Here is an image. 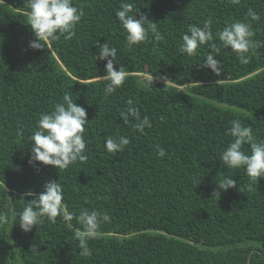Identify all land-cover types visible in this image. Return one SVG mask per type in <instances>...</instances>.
Returning a JSON list of instances; mask_svg holds the SVG:
<instances>
[{"label": "trees", "instance_id": "1", "mask_svg": "<svg viewBox=\"0 0 264 264\" xmlns=\"http://www.w3.org/2000/svg\"><path fill=\"white\" fill-rule=\"evenodd\" d=\"M72 3L84 13L75 35L32 49L26 3L0 0V264H264V178L256 182L219 159L233 140L232 120L264 141V0ZM125 3L135 4L137 18L158 24L159 40L149 32L144 42L127 46L115 16ZM209 18L213 41L194 56L180 54L188 27ZM234 22L250 23L259 45L244 54L246 64L216 36ZM105 41L117 48L114 68L128 73L110 95L101 78L106 61L93 57ZM209 54L221 62L218 76L202 67ZM150 74L153 83L145 87ZM66 93L87 113L86 160L63 170L29 164L36 121ZM128 100L150 120L142 133L133 118L126 124L120 116ZM119 136L130 143L107 152L105 141ZM242 151L251 154L248 144ZM224 176L236 186L220 190ZM53 180L70 212L110 216L87 240L88 256L79 254L75 219L44 218L29 232L19 227L16 214L34 198L24 193L38 195Z\"/></svg>", "mask_w": 264, "mask_h": 264}, {"label": "clouds", "instance_id": "2", "mask_svg": "<svg viewBox=\"0 0 264 264\" xmlns=\"http://www.w3.org/2000/svg\"><path fill=\"white\" fill-rule=\"evenodd\" d=\"M28 9V25L34 33L35 39L29 42L32 49L45 48V44L57 41L61 36L70 40L75 35L76 25L81 21L84 13L73 5L72 0H24ZM231 3H239V0H231ZM139 9L134 3H125L115 11V16L121 23L126 44L129 48L148 39L149 32L156 39H160L158 24L151 22L144 15L137 18ZM252 20L258 16L249 13ZM222 46L230 48L237 53L241 63H248L244 55L250 48L257 47L258 42L253 41V31L250 23L234 22L225 26L222 31L216 33ZM212 20L206 19L202 25H190L185 34L178 52L188 56L197 54V49L206 43L213 41ZM218 50V49H217ZM94 60L106 61V75L101 77L106 81L105 93L110 95L116 91L126 80L128 73L123 68H114L117 58V48L111 47L105 41L98 45V55ZM202 67L209 68L216 76L220 74L221 62L213 55H207ZM153 76L150 74L145 87L151 86ZM62 103H56L51 112L40 114L36 121L35 131L29 138L31 142L29 164L39 162L43 165L53 166L55 169H67L77 160H86L84 139L85 126L88 124L86 110L78 106L72 99V94L66 93ZM121 118L127 124L133 118V126L143 132L146 127H151L147 116L141 118L138 108L133 106V101H127V107L120 113ZM227 134L233 138L232 142L222 151L219 159L228 168H243L246 175L257 182L258 178H264V141L257 142L251 126H243L240 120L230 121ZM130 143L127 136H119L107 139L104 147L107 152L115 154ZM248 144L250 155L242 151V147ZM157 156L164 157L166 152L162 148L157 149ZM218 188L227 191L236 186V181L231 176L224 178L217 184ZM43 190L37 195L31 190L24 193L25 196L34 197L29 200L23 209L16 214L19 227L24 232H29L38 224H42L44 218L52 223L57 216L64 221L71 222L75 219L81 229L76 230L79 238L81 256L90 255L87 240L98 235L101 223L110 221V216L97 210L81 209L79 215L68 210L63 203V189L57 180L44 183ZM213 196L219 198V192L214 191ZM14 217V218H16ZM0 217V221H3Z\"/></svg>", "mask_w": 264, "mask_h": 264}]
</instances>
